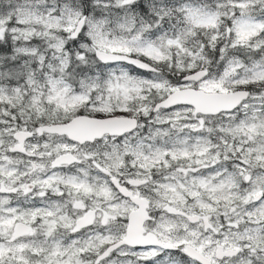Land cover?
Here are the masks:
<instances>
[{"label":"snow or ice","instance_id":"snow-or-ice-1","mask_svg":"<svg viewBox=\"0 0 264 264\" xmlns=\"http://www.w3.org/2000/svg\"><path fill=\"white\" fill-rule=\"evenodd\" d=\"M0 264H264V0H0Z\"/></svg>","mask_w":264,"mask_h":264}]
</instances>
